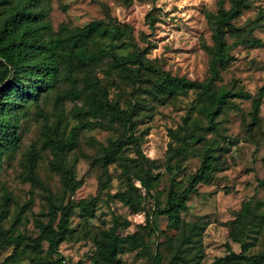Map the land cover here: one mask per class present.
<instances>
[{"label": "rangeland", "instance_id": "rangeland-1", "mask_svg": "<svg viewBox=\"0 0 264 264\" xmlns=\"http://www.w3.org/2000/svg\"><path fill=\"white\" fill-rule=\"evenodd\" d=\"M228 6L227 0H133L129 4L121 0H48L46 20L53 32L61 24L84 26L93 20L126 25L127 35L116 39L105 36L96 44L114 47L119 53L137 50L159 71L204 81L210 75L209 61L214 52L212 15ZM232 23L238 29L234 36L226 35L232 60L228 66L218 67L215 85L255 94L264 85V0H247V6ZM249 40L256 44H250ZM90 47L94 49L95 45ZM92 69L109 84L113 99L123 106H129L132 101L138 104L137 146L128 145L122 155L133 171L140 173L141 168L151 171L150 194L132 177L140 188L145 211L133 213L116 198L124 184L118 162L105 166L98 161L100 148L121 136L120 124L109 129L92 125L80 133L78 146L70 155L76 159V175L81 181L74 194H63L58 176L48 168L47 151L41 152L37 163L42 186L23 181L19 164L22 152L31 144L40 145L42 120L40 112H34L31 105L32 114L21 125L20 146L15 151L6 149L0 158V200L4 191L12 197L4 225L12 226L15 233L23 236L18 259L13 264H36L35 257L45 260L50 257L46 243L37 249L31 240L38 234L37 220L48 219L46 187L59 200L64 197L65 202L89 197L96 202L94 216L86 220L78 208L74 210L71 233L59 245L65 264H94V235L111 227L115 218L120 233L139 231L145 240V246L133 252L121 250L120 264H151L156 254L160 255L161 264H223L217 258L228 253L226 243L235 253L264 259V93L256 123L250 119V100L235 98L216 117V131L203 132L198 126L206 123L200 91L185 90L174 97L156 99L145 90L149 86L146 81L136 86H117V72L108 59L92 64ZM71 86L62 79L40 101V109L50 117L64 109L69 127L77 123L70 108L78 103L69 95ZM192 129L203 136V141L190 144L171 157L170 144L173 147L179 144L172 132L182 135ZM206 153L213 155L215 166L211 177L200 182L197 191L190 194L187 210L180 213L182 228L168 229V216L160 209L165 206L170 180H175L177 188L184 187ZM175 163L180 171L174 176L169 167ZM246 200L252 203L253 216L242 248L230 240L228 232ZM146 213L150 215L149 224ZM184 236L188 239H183ZM13 246L0 250V262Z\"/></svg>", "mask_w": 264, "mask_h": 264}, {"label": "trees", "instance_id": "trees-1", "mask_svg": "<svg viewBox=\"0 0 264 264\" xmlns=\"http://www.w3.org/2000/svg\"><path fill=\"white\" fill-rule=\"evenodd\" d=\"M129 4L133 0H121ZM48 0H0V158L2 153L10 148L15 151L21 143V125L32 114L29 107L34 105V112H40V145L31 144L22 152L20 159L23 181L31 185L42 186L37 172V163L42 151L48 152V168L59 178L60 188L64 195H71L81 186L76 175V159L70 157L78 146L80 133L95 125L102 129L114 128L116 124L123 127L120 137L100 148L98 161L103 165L118 162L124 178L123 188L117 191L116 198L131 212L145 211L140 188L135 185L132 177L139 181L145 192L151 193L149 169L133 171L124 156L123 151L128 145L137 146L136 120L137 102L123 106L120 101L110 96L109 84L93 72L92 64L108 59L111 68L116 71L117 86H136L143 81L149 83L145 90L156 99L174 97L179 92L195 89L203 97V112L206 123L200 126L203 132L217 129L216 117L223 111L231 99L250 100L251 122L258 119V112L264 93L262 85L255 94L243 89H230L216 86L219 78L218 67L230 64L232 56L228 51L226 35L234 36L238 29L232 21L236 19L247 0H227V8L218 9L213 14L212 40L213 55L209 61V77L204 81L192 80L183 76L171 75L156 69L151 60L137 50L119 53L116 48L96 44L99 38L108 36L112 39L127 35L124 25L110 23L106 20H93L84 26L59 25L53 32L47 19ZM250 44H256L249 40ZM94 44V49L90 47ZM69 81L71 95L78 103L70 108V114L75 117L76 125L69 127L64 109L52 115L45 114L40 109L41 96L47 94L61 80ZM94 120V122H93ZM179 144L169 146L170 156L183 152L190 144H199L203 136L191 130L179 135L172 132ZM178 134V135H176ZM136 150V149H135ZM137 152L141 154L140 149ZM170 161V159L168 158ZM213 155L206 153L197 168L190 175L186 185L177 188L175 180H170L165 206L160 212L168 216V229H181L183 226L180 213L187 210V200L190 194L197 191L200 182L210 179L214 169ZM175 176L180 166L175 163L169 167ZM153 178V177H152ZM45 201L47 206V221L37 220L38 234L31 240L37 249L47 244L50 253L48 260L41 256L33 259L36 264H65L59 251V245L67 240L70 231V219L76 208L83 219L94 216L96 202L93 197L78 201L60 200L54 192L46 187ZM12 203L11 194L4 191L0 200V250L14 245L12 251L0 264H13L18 259V250L22 235L15 233L12 226L5 227V219L9 215ZM253 216L250 200L243 202L240 210L231 222L228 236L232 242L239 243L244 248V242L249 235ZM146 223H151L150 215L145 214ZM118 219L115 218L109 228L99 230L94 236V264H120V251L133 252L145 246L144 236L139 231L122 234L118 231ZM185 235V234H184ZM183 239H188L184 236ZM227 254L217 258L223 264H261L263 257L235 253L229 243H226ZM179 253V252H177ZM151 264H161L160 255L156 254Z\"/></svg>", "mask_w": 264, "mask_h": 264}]
</instances>
